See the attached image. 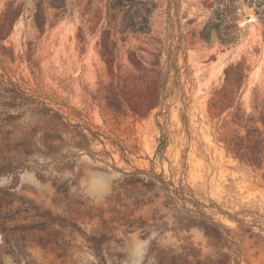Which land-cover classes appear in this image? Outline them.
<instances>
[{
  "label": "rangeland",
  "instance_id": "374dc122",
  "mask_svg": "<svg viewBox=\"0 0 264 264\" xmlns=\"http://www.w3.org/2000/svg\"><path fill=\"white\" fill-rule=\"evenodd\" d=\"M74 1L0 0V264H264V19L244 0H153L150 34L108 39L106 1ZM180 37L162 105L115 112L140 74L129 54L163 72Z\"/></svg>",
  "mask_w": 264,
  "mask_h": 264
},
{
  "label": "trees",
  "instance_id": "16d2710c",
  "mask_svg": "<svg viewBox=\"0 0 264 264\" xmlns=\"http://www.w3.org/2000/svg\"><path fill=\"white\" fill-rule=\"evenodd\" d=\"M107 6V24L109 29L105 30V37L110 38L112 33L129 36L139 34H150L152 32V16L157 7L153 0H104ZM231 4L236 0H229ZM251 6H254L257 14L264 19V0H244ZM49 4L52 8L56 9L62 16H72L74 13L73 6L74 0H49ZM229 7V6H228ZM237 10V7L232 8V12ZM18 11L14 9V6H10L3 18V26L9 25L11 20L15 18ZM37 25L40 30L43 29V24L37 19ZM215 31H219L220 24H216L213 28ZM211 27L207 26L201 33L202 37L206 40H211L212 31ZM102 40V55L104 56L107 64L110 65L117 58L116 50H119V41L117 37L112 41V46L106 42V38ZM174 33L168 34V39L174 38ZM220 38L227 42L229 38L220 36ZM182 37L168 45L167 48V60L165 70L157 71L156 69L147 70L141 64L137 62L135 56L130 53L129 57L134 67L140 74L136 77V80L129 82L125 80L124 89L122 95L118 96L115 91H111V97H109V105L115 112H121L123 105H126L130 111L135 115L143 116L151 112V110L162 105L161 98L165 99L169 92L166 87L168 85L169 75L174 72L176 78L175 84L178 85V79L182 72V67L179 65V55L182 49ZM161 148L166 146L167 136L163 134L159 138ZM241 143L233 141L229 144V149L237 156H240ZM258 149V148H256Z\"/></svg>",
  "mask_w": 264,
  "mask_h": 264
},
{
  "label": "bare ground",
  "instance_id": "6f19581e",
  "mask_svg": "<svg viewBox=\"0 0 264 264\" xmlns=\"http://www.w3.org/2000/svg\"><path fill=\"white\" fill-rule=\"evenodd\" d=\"M256 71H258V70H256Z\"/></svg>",
  "mask_w": 264,
  "mask_h": 264
}]
</instances>
